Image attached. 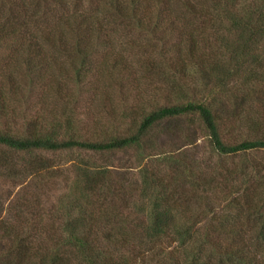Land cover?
<instances>
[{
	"label": "trees",
	"instance_id": "1",
	"mask_svg": "<svg viewBox=\"0 0 264 264\" xmlns=\"http://www.w3.org/2000/svg\"><path fill=\"white\" fill-rule=\"evenodd\" d=\"M136 49L172 70V95L122 130L135 109L125 83L148 60ZM263 84L264 0H0V181L30 178V231L42 236L0 264H264V173L222 163L264 151V114L245 107L264 112ZM81 102L95 109L83 120ZM229 122L249 137L230 142ZM198 131L214 167L185 150ZM117 154L120 171L103 162Z\"/></svg>",
	"mask_w": 264,
	"mask_h": 264
},
{
	"label": "rangeland",
	"instance_id": "2",
	"mask_svg": "<svg viewBox=\"0 0 264 264\" xmlns=\"http://www.w3.org/2000/svg\"><path fill=\"white\" fill-rule=\"evenodd\" d=\"M198 27L197 31H201V25L196 24ZM193 31V30H191ZM112 37L115 39V41L118 43L119 41L125 40L127 38L126 33H121V30L117 29L115 31L111 30ZM199 33V32H198ZM202 34V33H201ZM200 39L202 42H208L207 39L212 42L213 45L216 44V40L218 39L217 36L208 38V34L204 33L200 35ZM209 43V42H208ZM116 46V50L119 49L118 45ZM203 48L199 47V50H202ZM136 49L129 52V55H133L134 57H142L143 59H148L147 61H144L143 66L142 63L139 65H136V68H139V72L136 74L137 80L135 84L131 83H125L127 90L125 93L127 94L130 103L126 104L123 103L122 105L128 108H135L132 110V113H127V118L120 121L121 125H124L121 129L125 130L132 120L137 118V113H140L138 109L140 107H145L149 109L152 105H156L160 103L164 98H168L172 95L171 91V69H164L161 63V58L158 57L157 54L153 53L151 51H148V49ZM184 55V54H183ZM185 59V56H183ZM148 61H151V65L149 66L147 63ZM156 63V64H154ZM158 63V64H157ZM154 64V65H153ZM164 73H167L166 75ZM236 84L229 85V87H236ZM103 86V85H102ZM261 88H264V84L261 85ZM118 88H113L110 92L114 96L115 100L122 99V95L119 94ZM232 90H234L232 88ZM240 95V93H237ZM9 110H8V116L7 119L9 122H13L16 119L14 117L21 115V108L15 104H12V102L9 100ZM57 100L54 96H51V100L48 101V107L47 111L50 110H57ZM36 101L34 98L30 99V113L34 114V109L32 108L33 105H35ZM229 104H233L232 101L228 102ZM59 104V103H58ZM81 106H79L75 111V115H81L79 117H82L81 119H84V115L82 113L87 109L90 108L93 113L95 111L93 105L89 107L87 104H84L83 102L80 103ZM60 105V104H59ZM247 109L246 111H249L251 114H264V112L259 111V109H249V106H245ZM137 110V112H135ZM241 111V110H240ZM123 113V108L119 111L117 114L120 116ZM235 116H238L236 113ZM242 116V120H243ZM239 118V116H238ZM264 116H262V123L264 124ZM237 121V119H236ZM85 122V120H84ZM247 126L248 124L244 122L242 123H228L226 127V131L228 133V137L230 138V142L233 141H240L243 139V137H249L250 134L247 135ZM247 132V133H246ZM202 132L198 131V139L190 146L186 147L185 150H187V153L189 152V155L192 157H195L197 160H203L205 165H209V167H214L217 165L219 160L216 159V156L210 151L208 147L207 138L201 135ZM165 139V138H164ZM166 141V140H165ZM161 142L158 140L156 143ZM169 148V146H167ZM166 146L161 147L163 149L167 148ZM185 148V147H184ZM183 148V149H184ZM157 152V151H156ZM159 153V152H158ZM161 154V153H160ZM110 159L103 160V162L111 163L115 170L120 171L121 167H123V164L126 162V155L123 154H117L114 156H109ZM231 160H223L222 163L224 167L232 168L235 166H240L242 163V166L245 164L251 163L252 168L262 170L261 173H264V151H260L257 153H250L247 156H240L235 158L232 162ZM247 162V163H246ZM151 164L149 163L148 166ZM152 168V167H150ZM149 168V169H150ZM65 169V168H62ZM123 172L126 171V173H130V177L136 178L137 177V169H135L132 172H129L125 168L122 169ZM252 175V174H250ZM51 189H47L44 192L51 191ZM53 191V190H52ZM37 193L36 190L30 189V178L23 181L21 184H16L12 182H4L0 181V255H4L7 251H9L14 244H18L19 246H23L27 249H30V235H36V238L42 237L37 236V234L30 231V211L33 210L32 207H30V203L32 202L31 196L33 194ZM43 193V191H42ZM55 196V192H51V196ZM45 215L38 218L40 221L39 227L41 229L45 228L44 225H49L50 222L46 220ZM9 235V236H8ZM36 240L40 239H33L32 242H35ZM44 240V239H43ZM24 248V249H25ZM30 252V250H29ZM30 255V253H28ZM5 261V260H2Z\"/></svg>",
	"mask_w": 264,
	"mask_h": 264
}]
</instances>
